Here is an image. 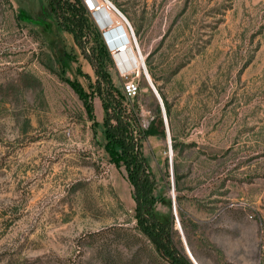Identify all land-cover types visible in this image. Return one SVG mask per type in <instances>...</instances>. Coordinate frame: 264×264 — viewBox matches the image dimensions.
Segmentation results:
<instances>
[{
    "label": "rangeland",
    "instance_id": "rangeland-1",
    "mask_svg": "<svg viewBox=\"0 0 264 264\" xmlns=\"http://www.w3.org/2000/svg\"><path fill=\"white\" fill-rule=\"evenodd\" d=\"M111 1L170 106L171 128L139 70L128 103L165 129L143 143L156 211L192 264H264V0ZM45 6L0 0V264H170L104 149L93 68Z\"/></svg>",
    "mask_w": 264,
    "mask_h": 264
},
{
    "label": "trees",
    "instance_id": "trees-1",
    "mask_svg": "<svg viewBox=\"0 0 264 264\" xmlns=\"http://www.w3.org/2000/svg\"><path fill=\"white\" fill-rule=\"evenodd\" d=\"M45 2L44 13L55 21L56 26L73 36L75 44L93 68L94 90L103 110L104 149L112 164L124 168L132 187L136 229L170 264H192L179 247L171 217H164L156 211L160 199L155 195V177L143 152V143L148 137H165L159 107H155V115L143 125L138 105L128 103L122 91L114 87L108 71L112 64L111 56L81 0ZM90 43L92 45L89 46ZM80 95L86 98L82 91ZM162 100L171 128L170 106L164 97ZM88 110L93 122L94 116L89 106ZM172 148H177L175 138H172Z\"/></svg>",
    "mask_w": 264,
    "mask_h": 264
},
{
    "label": "built area",
    "instance_id": "built-area-1",
    "mask_svg": "<svg viewBox=\"0 0 264 264\" xmlns=\"http://www.w3.org/2000/svg\"><path fill=\"white\" fill-rule=\"evenodd\" d=\"M82 1L93 23L101 32L114 66L123 79V95L126 99H134L140 92L139 81L136 79L139 72L132 68L129 50L133 47L138 56L139 50L129 21L111 0ZM121 67L126 70L121 72ZM142 72H146L144 67Z\"/></svg>",
    "mask_w": 264,
    "mask_h": 264
},
{
    "label": "bare ground",
    "instance_id": "bare-ground-1",
    "mask_svg": "<svg viewBox=\"0 0 264 264\" xmlns=\"http://www.w3.org/2000/svg\"><path fill=\"white\" fill-rule=\"evenodd\" d=\"M87 1H89V0H87ZM132 29H133V28H132ZM134 37H135V35H134ZM135 40H136V39H135ZM136 43H137V42H136ZM137 47H138V45H137ZM138 50H139V48H138ZM129 53H130V60H131L132 67H137L138 72H139V70L142 72V68H143V67H144L145 70H146L145 65H144V64H141V63L139 62V60L142 58L140 50H139V56H138V54L136 53V51L134 50L133 47H130ZM121 69H122V70H126V69L123 68V67H121ZM143 75H144V78H145L146 82L148 83L149 87H150L151 90H152V87H153V86H152V84H151L150 81H149L148 74H147V70H146L145 74H143ZM154 90H155V89H154ZM155 92H156V91H155ZM156 94H157V92H156ZM157 95H158V94H157ZM158 97H159V96H158Z\"/></svg>",
    "mask_w": 264,
    "mask_h": 264
},
{
    "label": "water",
    "instance_id": "water-1",
    "mask_svg": "<svg viewBox=\"0 0 264 264\" xmlns=\"http://www.w3.org/2000/svg\"><path fill=\"white\" fill-rule=\"evenodd\" d=\"M152 91H153V93L155 94L156 98L159 101V104H160V107H161V110H162V113H163V117H164V115H165V109L162 106L163 105L162 99H161V97L160 98L158 97V95L156 94V92H155V90H154L153 87H152ZM165 124H166V131H167V134H168V126H167V123H166V116H165ZM168 144L171 147V142H170L169 135H168Z\"/></svg>",
    "mask_w": 264,
    "mask_h": 264
}]
</instances>
